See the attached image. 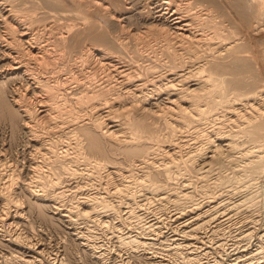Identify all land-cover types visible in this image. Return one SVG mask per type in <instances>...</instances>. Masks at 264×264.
Listing matches in <instances>:
<instances>
[{"label": "bare ground", "instance_id": "bare-ground-1", "mask_svg": "<svg viewBox=\"0 0 264 264\" xmlns=\"http://www.w3.org/2000/svg\"><path fill=\"white\" fill-rule=\"evenodd\" d=\"M251 30H264V0H0V122L28 148L23 168L0 153V246L18 253L0 263L44 256L18 227L30 229L25 202L63 218L100 264L111 238L164 264L147 249L164 229L167 261L205 264L194 247L221 253L233 220L256 242L241 263L264 260Z\"/></svg>", "mask_w": 264, "mask_h": 264}, {"label": "rangeland", "instance_id": "rangeland-1", "mask_svg": "<svg viewBox=\"0 0 264 264\" xmlns=\"http://www.w3.org/2000/svg\"><path fill=\"white\" fill-rule=\"evenodd\" d=\"M249 37L252 39L251 45H252L253 52L255 54H257V58H258L259 62L264 66V30H262L260 32H256V31L251 30L249 33ZM11 134L12 133L10 132V129L8 128L7 124L4 122L3 123L0 122V151H1L0 153L3 154L2 155V157H4L3 162H5V163L8 162L9 165H15L19 168H23L27 164V158L26 157H28V155H27L28 154V148H27V145L25 144L26 139H25L24 135L21 133L19 134V132H17L15 135H13V134L11 135ZM14 136H15V138H14ZM21 166H23V167H21ZM24 204H25L24 205V215L26 216L25 221L27 222L26 225H27V227L30 225L29 227L33 231H31L30 229H28V230H30V231H28L25 225L19 223L18 227L20 229V232H22L23 234H25V233L27 234L29 232V234L34 239V241H36L38 244H40V243L42 244L41 246H42V248L44 247V252H45L44 256L41 258V261L43 263L41 261H38V263H37V261H36V262H34V264H39V263L40 264H50V263H52V264H58V263H62V264L63 263L64 264H100L98 262L96 263V261H94L89 255H86V254H88L87 251L83 247H81V245H78V242L75 240V236H74L75 230L73 229V227H71V225H68V223L63 218L59 217L58 215L53 214L51 209L45 208V209H47V210L44 209V211H47L45 213L49 217H51V222L45 223V221L43 222V220L38 218L39 216H37V217L35 216V215H38V214H36L35 211L28 210L29 208L26 209L28 206V205L26 206V204H27L26 202ZM28 211H30V212H28ZM262 213L263 212L261 211L260 212L261 215H259L260 217H262V215H263ZM152 218H153L152 216L149 217V219H152ZM263 220H264V218H263ZM110 223L114 226L118 225V222L116 224V221H111ZM262 224L263 225L261 228L263 229L264 223H262ZM226 225L230 227L229 228L230 231H228V233H226V235H225V246H224L223 251L221 252L224 254V256H222L223 258H219L218 255H220L221 253H219L218 249L214 248V246H212L211 244H208L209 247H208V245L203 246L200 244L197 247H194L193 252H195V253H196V249L197 248L199 249V250H197L196 254H201L205 250V252H204L205 255H200L201 261H203V258H204L203 263H205V261H207L205 264H217V263L218 264H231V263L233 264L235 261V263L238 262L236 264H242L241 262L244 260V258H247V256H248L245 253L250 251V249L251 250L255 249V245H256V242H254L255 239H252L251 241L249 240L250 242L249 241H240L239 236H238L240 229L238 228V224H236V222L234 220L231 221L230 223H227ZM123 227L117 226L116 229L118 230L119 228H121V230L119 229L120 231L126 232V231H123V230H126ZM164 230L166 231V233ZM164 230H163V234L161 235L160 239H162L163 242L167 243L168 241L166 239H168L171 236V233H170L171 230H169V229H164ZM237 237H238V239H237ZM233 238L235 239V241H233L234 240ZM107 241H108V246L110 248L109 252L107 254V256L109 257V259L107 260V264H119V263L120 264H124V263L125 264H153L154 263V262L151 263L152 261L149 263L146 259H144V256H143L144 252H142L143 250L140 248L138 250H137V248L136 249L133 248L134 250L133 249L131 250V248L127 249L125 247H123L124 249L118 248V246H114L115 244H113L114 240L112 238L108 239ZM165 243L161 244V242L155 241L150 246H148L149 248H147V249L151 252V254L155 253L154 254L155 262L160 261L163 257H165V259H162V260H164V261H162L164 264H166V263L167 264L168 263L173 264L175 261H167L166 260V259H169L170 257H172V255L167 251ZM243 243L245 244V246ZM248 246H250V247L248 248ZM212 247H213V249H212ZM200 248H202L204 250H202V249L200 250ZM6 249L7 248L0 246V255H4L6 257H9L11 253L15 254V255L18 254L17 252H15V251L12 252L9 249H7V251H6ZM207 249L210 251L208 252ZM122 250L124 252H122ZM148 250H146V252ZM245 250L247 252H245ZM149 251H148V253H150ZM212 251H214V252L218 251L217 252L218 254L216 252L214 253ZM139 252L142 254H140ZM130 253L132 254V256L129 255ZM133 253L134 254L136 253V254L133 255ZM139 255H141V256H139ZM166 255L168 257H166ZM133 256L136 259L132 258ZM160 256H161V259H160ZM237 257H239L240 260L239 259L235 260V258H237ZM26 258L31 259L30 257H28V255ZM212 259L215 261L214 263H213ZM219 259H222V260H219ZM256 260L257 259H255V260L253 259L252 260L253 262L252 261H250V262L252 264H258V263L264 264V262H263L264 260L259 259L257 262H256ZM121 261H122V263H121ZM250 262H248V263H250ZM0 264H3V263H0ZM4 264H21V263L20 262L18 263V261L9 259L8 261L6 260L4 262ZM154 264H157V262ZM176 264H177V262H176ZM178 264H180V263H178ZM181 264H183V263H181ZM184 264H186V263H184Z\"/></svg>", "mask_w": 264, "mask_h": 264}]
</instances>
